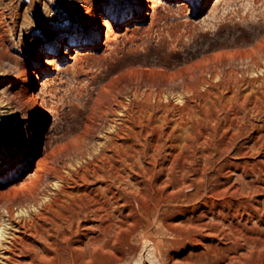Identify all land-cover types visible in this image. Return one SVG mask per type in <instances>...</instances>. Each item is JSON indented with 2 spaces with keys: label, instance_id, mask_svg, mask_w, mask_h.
I'll use <instances>...</instances> for the list:
<instances>
[{
  "label": "rangeland",
  "instance_id": "rangeland-1",
  "mask_svg": "<svg viewBox=\"0 0 264 264\" xmlns=\"http://www.w3.org/2000/svg\"><path fill=\"white\" fill-rule=\"evenodd\" d=\"M136 3L0 0V264H264V0Z\"/></svg>",
  "mask_w": 264,
  "mask_h": 264
},
{
  "label": "bare ground",
  "instance_id": "bare-ground-1",
  "mask_svg": "<svg viewBox=\"0 0 264 264\" xmlns=\"http://www.w3.org/2000/svg\"><path fill=\"white\" fill-rule=\"evenodd\" d=\"M145 1H148V0H137V3H136V6H135V8H134V10H133V14H132V17H133V19L132 20H135V18H134V16H137V15H141L144 11H145ZM150 1V0H149ZM153 2H154V0H153ZM157 4H158V2H157ZM151 7V6H150ZM96 22H95V30L93 31V39L94 40H98V38H99V34H100V29H101V26H105V27H108V25H109V20H108V18H107V16L106 15H97L96 17ZM136 27V26H135ZM125 28V30L126 31H128V30H130L131 29V27L130 26H125L124 27ZM105 41L106 40H108V38H109V30H106L105 31ZM92 39V40H93ZM87 40V42H85L86 44L88 43L89 44V42H91V39H89V38H87L86 39ZM77 45L79 46V47H69V44L68 43H66V44H62V43H58L56 46H55V48L54 49H52L51 50V53L52 54H50L49 56H47V55H39V58H38V61L34 64V65H31V67L29 68V69H27V86H30L29 88L30 89H28V98L31 100V101H34V100H36V97H37V95H38V92L36 91L35 92V88L33 87L34 86V82H35V80H34V78H38V74H37V67L39 66V64L40 63H42L43 61H45V63L46 64H48V65H51L52 64V62L53 61H56V60H58L59 59V57H57L55 54H59V50H62V52L64 53V56H63V58L64 59H66V58H71L70 56H69V51H73V52H75L76 54H78V50L79 49H81L82 48V46H83V43L81 42H79V43H77ZM75 54V55H76ZM74 55V54H73ZM74 55V56H75ZM73 56V57H74ZM44 57H46V59H44ZM77 57V56H76ZM255 58V57H254ZM75 59V58H74ZM255 60V59H254ZM53 65V64H52ZM261 94V93H260ZM100 96V95H99ZM102 98V97H101ZM101 98H100V100H101ZM257 98V97H256ZM262 98V97H261ZM260 98V99H261ZM44 102V101H43ZM42 102V103H43ZM255 102V101H254ZM35 103H36V101H35ZM46 105V104H45ZM47 107L46 106H44L43 105V107H40V109H39V112H40V115H39V117H38V119H37V123H36V126H35V130L37 131V132H39V130L42 128V125H43V121H44V119H45V117H46V113H47V109H46ZM99 108V107H98ZM93 109V112H94V108H92ZM106 109V108H105ZM104 109V110H105ZM110 109V108H109ZM51 111H53L52 109H50ZM101 110H103V109H101ZM258 110V109H257ZM49 111V110H48ZM51 111H50V113H51ZM110 111V110H109ZM108 111V112H109ZM105 112H106V110H105ZM104 112V113H105ZM125 112V111H124ZM102 113H103V111H102ZM126 113V112H125ZM52 114V113H51ZM100 114H101V112H100ZM123 116H125L124 114H122ZM93 118V116L91 117V119ZM121 120V119H120ZM116 125V124H115ZM118 126V125H117ZM111 127H115L114 125L113 126H111ZM256 127V126H255ZM116 128V127H115ZM119 129V128H118ZM117 129V130H118ZM121 129V128H120ZM256 130V129H255ZM115 131V130H114ZM112 132V131H111ZM119 132V131H118ZM118 132L117 133H115L116 135L118 134ZM259 137L258 138H255L256 140H255V142H254V146L255 147H257L258 149H261L262 147H264V132L263 133H260L259 132ZM109 136V135H108ZM110 137V136H109ZM255 137V136H254ZM112 138V137H111ZM106 140V139H105ZM110 140V139H109ZM108 140V141H109ZM112 142V141H111ZM105 144V143H104ZM108 144V143H107ZM101 145H102V143H101ZM100 145V146H101ZM104 146V145H103ZM102 146V147H103ZM110 146H112V145H110ZM130 146V145H129ZM30 147H34V143H32L31 144V146ZM125 147H127L126 145H125ZM110 148V147H109ZM131 148V147H130ZM108 149V148H107ZM32 150H33V148H30V153L28 154L29 156H30V154L32 153ZM105 153V152H104ZM95 154V153H94ZM28 155L27 156H25L24 155V157L23 158H21L20 159V162H19V164H15L14 166H13V168L10 170V172H9V176H13L20 168H22V166H24L27 162H28ZM92 156V155H91ZM95 157V156H94ZM91 158H93V157H91ZM105 158V157H104ZM91 160V159H90ZM258 162V161H257ZM263 162V161H262ZM39 163V162H38ZM262 163H261V161H259L258 162V165L259 166H262L261 165ZM38 165V164H37ZM84 166V165H83ZM1 169V168H0ZM40 170H42V168H40ZM43 172V171H42ZM42 172H41V174H42ZM261 172H263L262 171V169H259V173H258V179L259 180H261V183L260 184H254V186H256V187H258V188H260V189H262V190H264V177H263V174L261 173ZM37 173V172H36ZM40 174V173H39ZM55 176H56V173H53ZM58 174V173H57ZM43 175V174H42ZM255 175H257V173L255 174ZM48 176V175H47ZM51 176H53V175H51ZM50 176V177H51ZM38 177H40V176H38ZM57 177V176H56ZM61 179H63V178H61ZM60 179V180H61ZM257 179V178H256ZM58 180V179H57ZM43 182V181H42ZM257 182V181H256ZM254 183V182H253ZM11 184V183H10ZM42 187H43V185H42ZM40 188V187H39ZM34 190V189H33ZM37 190V189H36ZM40 189H38V191H39ZM41 192H42V190H41ZM30 193H32V192H30ZM29 193V194H30ZM36 193V192H35ZM42 194V193H41ZM35 195V194H34ZM34 195H32V196H34ZM38 194H36V196H37ZM54 195H55V192H54ZM31 196V197H32ZM47 196V195H46ZM53 197H55V196H53ZM29 198V197H28ZM37 198V200H38V197H36ZM51 198H52V196H51ZM34 199V198H33ZM32 199V200H33ZM50 199V198H49ZM35 200V199H34ZM29 201V200H28ZM28 201H27V203H28ZM55 200H53L52 201V203L54 202ZM35 202V201H34ZM38 202V201H37ZM48 202V201H47ZM46 202V203H47ZM17 203H19V202H17ZM50 203H51V201H50ZM37 204V203H36ZM40 204V203H39ZM39 204H37V205H39ZM20 204H18V206H19ZM42 205V204H41ZM10 206V205H9ZM47 206V205H46ZM42 207V206H41ZM12 208H13V206H12ZM19 208H21V207H19ZM22 208H23V206H22ZM21 208V209H22ZM24 209V208H23ZM39 209H42V208H39ZM9 210H13V209H8V212H9ZM18 210H20V209H18ZM27 210V209H26ZM25 209H24V211L25 212H27ZM47 210V209H46ZM45 210V211H46ZM14 211V210H13ZM42 211V210H41ZM22 212V211H21ZM21 212H17V213H20L21 214ZM38 212V211H37ZM15 213V212H14ZM41 213V214H40ZM39 213V215H42V212H40ZM23 214V213H22ZM27 214V213H26ZM31 214V213H30ZM37 214V213H36ZM36 214H34V215H36ZM14 215V214H13ZM38 215V214H37ZM6 216V215H5ZM8 216V215H7ZM10 216H11V214H10ZM9 216V217H10ZM44 216V215H43ZM9 217L7 218L8 220H10L9 219ZM39 217V216H38ZM42 218V217H41ZM15 219H16V217H15ZM14 219V220H15ZM19 220H20V217L18 218ZM29 219H31V217H29ZM0 220H2V219H0ZM13 220V221H14ZM18 220V221H19ZM25 220V219H24ZM11 221H12V219H11ZM23 221V220H22ZM41 223V222H40ZM40 223H38V224H40ZM15 224H16V226H17V228H18V231L19 232H21V233H25L26 231H29V232H26V233H30L31 234V231H30V229L28 230L26 227L28 226V225H26L25 224V222H15ZM35 224V223H34ZM33 224V225H34ZM4 225V226H3ZM32 225V226H33ZM41 225V224H40ZM40 225H38V227L40 226ZM12 226V225H11ZM35 226V225H34ZM37 226V225H36ZM29 227V226H28ZM43 227V225L41 226V228ZM5 230H6V228H5V224H3L2 223V221H0V236H3L4 235V233H5ZM32 231H33V229H32ZM38 231V230H37ZM33 233H35L34 231H33ZM32 233V235H30V236H32V237H34V234ZM28 236H29V234H27ZM21 236V235H20ZM18 237L19 239H17V237H15L12 241H11V243H9L10 245L8 246L9 247V249H6V251L8 252V254L9 255H7L8 256V259L6 260V263L5 264H13V263H16L15 261V255H16V252L17 251H19V253H21L22 251H24V250H22L21 252H20V250H21V247H19V245L20 246H23V245H25V246H28V242H27V239H24L23 237ZM24 236V235H23ZM1 238V237H0ZM18 243H19V245H18ZM31 244H29V246H30ZM7 247V248H8ZM22 248H25V247H22ZM27 248V247H26ZM25 248V249H26ZM17 254H18V252H17ZM24 255V254H23ZM19 256V255H18ZM22 256V255H21Z\"/></svg>",
  "mask_w": 264,
  "mask_h": 264
}]
</instances>
